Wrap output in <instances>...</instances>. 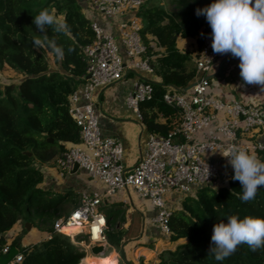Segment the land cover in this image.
<instances>
[{
    "label": "trees",
    "instance_id": "trees-1",
    "mask_svg": "<svg viewBox=\"0 0 264 264\" xmlns=\"http://www.w3.org/2000/svg\"><path fill=\"white\" fill-rule=\"evenodd\" d=\"M168 1L172 9L147 1L138 12L143 43L154 57L151 66L162 79L161 84H152L154 96L140 104V113L147 130L160 136L173 133L182 121L180 110L164 102L167 87L186 90L197 76V69L188 66L189 54L179 51L177 40L200 35L203 46L210 25L204 16L196 15V9L212 2ZM45 8H54L57 18L66 20V33H57L52 27L45 33L36 29L34 17ZM45 35L64 47L63 60L56 58L46 42L40 48L33 45L34 38L43 41ZM94 40L92 22L78 0H0V70L9 67L23 77L17 85L0 88V250L6 247L3 237L19 221L52 235L29 248L14 242L9 253L2 255L1 264L19 253L24 255L22 264H80L86 257L68 237L54 234L67 196L40 188L44 174L38 164L63 154L65 143L80 142V129L69 114L70 97L84 83L87 64L83 49ZM49 54L57 69L51 67ZM259 156L264 159V152ZM233 174L226 186L201 188L184 199L181 210L173 212L170 242L187 243L163 253L159 264H264V248L253 252L247 244L239 245L223 261L209 254L213 227L221 219L226 222L229 215L264 217V188L258 189L254 200L242 202V186L232 179ZM123 216V210L107 214L108 229Z\"/></svg>",
    "mask_w": 264,
    "mask_h": 264
},
{
    "label": "built area",
    "instance_id": "built-area-1",
    "mask_svg": "<svg viewBox=\"0 0 264 264\" xmlns=\"http://www.w3.org/2000/svg\"><path fill=\"white\" fill-rule=\"evenodd\" d=\"M89 2L107 20L121 19V22L118 36L92 22L95 40L83 49L87 64L84 83L70 97L69 106V114L80 129V142L64 152L56 164L62 174L71 172L78 164L80 170L104 186L105 192L82 194L78 207L54 224V234L68 237L86 255L97 247L104 253L111 247L108 220L102 210L106 197L133 190L156 208L157 230L161 236L170 238L173 211L168 208L167 197L193 196L201 188L217 186L223 178L221 164L231 166L221 153L233 143L255 150L258 155L264 152V101L255 105L223 101L210 95V73L216 63L231 56L213 51L210 27L195 60L198 78L193 88L180 91L167 87L164 95L167 105L180 110L181 124L168 136L150 134L144 157L133 169H128L121 141L102 133L96 95L119 83L127 71L135 73L137 81L125 103L142 120L140 104L154 96V88L144 76L154 70L140 34L142 23L138 17L145 0ZM246 136L252 141H240ZM67 229L73 232L67 233ZM9 249L6 246L0 250V264ZM23 259V253H19L7 264H22Z\"/></svg>",
    "mask_w": 264,
    "mask_h": 264
},
{
    "label": "crops",
    "instance_id": "crops-1",
    "mask_svg": "<svg viewBox=\"0 0 264 264\" xmlns=\"http://www.w3.org/2000/svg\"><path fill=\"white\" fill-rule=\"evenodd\" d=\"M78 1L87 19L91 22L98 23L106 32L118 36L121 19L107 20L91 8L89 0ZM153 46L157 47L155 44ZM177 47L181 53L189 54L191 60L188 66L196 68L195 60L202 48L200 35L186 39L178 38ZM155 50L162 52L159 48H155ZM51 57L53 56L49 54L50 62ZM230 59L238 60L239 58L231 55L215 64L209 75L211 81L210 95L223 101L238 100L243 103L260 105L264 101V90L259 85L246 84L242 80L239 87L237 86L233 93H223L219 89L220 85L215 79L221 75ZM125 60L127 61V59ZM8 69L10 68L8 67ZM53 69H57V67ZM144 76L151 84L162 83V79L155 72L153 74H145ZM197 78L198 73L192 85L196 82ZM136 81V74L127 71L125 77L119 83L101 90L96 95V110L100 117L102 133L104 136H110L121 141L124 147V164L128 169H133L144 157L147 140L151 134L142 120H139L125 103L126 97ZM240 141L250 142L252 139L246 136L241 137ZM75 145L74 143H65V150L67 151ZM61 155L49 163L38 164V167H40L44 174V181L40 185L41 189L52 191L60 196H67L64 208L71 204L69 202H72L76 195L81 198L82 194L105 192L104 186L93 180L83 170H79L74 175H69L70 172L62 174L56 164ZM221 166L223 175L233 172L231 166L225 164H221ZM65 189L67 190L64 192ZM73 202V206L66 214H70V212L75 210L80 200ZM182 202L183 199L180 196L170 195L167 197L168 208L173 212L182 209ZM102 210L106 216L116 210H123L124 212L123 220L116 221L112 228L119 235L121 240L120 245L117 248L110 245L111 250H113L112 255L115 256L106 258L108 260H114L117 264H159L160 257L163 253L175 251L179 245L187 243L186 240L172 243L169 238L168 241L165 237L161 236L154 221L157 215L156 208L149 201L137 197V194L133 190L119 192L113 197H106ZM27 223L26 221H19L13 230L3 237L6 241V246L11 247L14 242H18L20 248H29L49 239V233L40 231L34 225H32L30 230H27ZM105 255L104 253L102 257H105ZM92 257L96 256L92 255Z\"/></svg>",
    "mask_w": 264,
    "mask_h": 264
},
{
    "label": "clouds",
    "instance_id": "clouds-1",
    "mask_svg": "<svg viewBox=\"0 0 264 264\" xmlns=\"http://www.w3.org/2000/svg\"><path fill=\"white\" fill-rule=\"evenodd\" d=\"M196 15L204 16L212 29L213 51L239 58L241 79L264 90V0H212L207 6L198 7ZM33 23L41 33H45L48 27L57 33L69 30L66 20L57 18L54 8L42 9ZM45 42L58 60L64 59L65 49L55 39H48L45 35L43 41L39 38L32 41L37 48L44 47ZM71 51L69 48L68 52ZM221 154L228 158L233 169L232 179L242 186L241 201L254 200L258 189L264 188V159L255 150L236 143ZM241 244H247L253 252L264 248V217L229 215L226 222L221 219L213 227L209 254L216 261H223ZM94 255L102 258L101 254Z\"/></svg>",
    "mask_w": 264,
    "mask_h": 264
},
{
    "label": "rangeland",
    "instance_id": "rangeland-1",
    "mask_svg": "<svg viewBox=\"0 0 264 264\" xmlns=\"http://www.w3.org/2000/svg\"><path fill=\"white\" fill-rule=\"evenodd\" d=\"M147 1H150L151 4L153 5H158V4H162V5H166L168 9H172V7L168 4L169 1L168 0H145V3ZM52 68L57 67L55 60L53 57H51V62H50ZM239 64V59L238 60H229L227 62V66L225 67V69L223 70V72L221 73V75L215 79V81L220 85V90L223 91V93H233L235 91V88L238 86L239 84H241V77L239 75L240 73V69L238 67ZM23 79V77H21L20 75L16 74L15 72H13V70L8 69V67H5L3 70H0V88H3L4 86H9V85H17L21 82V80ZM214 89H216L215 87H213ZM231 174L229 173L227 175H223L219 182V184L217 186H214V189L218 190L224 186H226L227 181L231 178ZM229 175V176H228ZM67 189L64 190V192ZM63 192V191H62ZM138 197V195H137ZM186 197H183V201ZM80 200V196L76 195L73 199V201L78 202ZM69 202L71 203L70 205L66 206L63 210H62V218L66 217L69 215L66 214L67 212H69V210L71 209V207L73 206L74 202ZM182 208H183V202H182ZM71 213V212H70ZM31 219H33L31 217ZM112 229V228H111ZM110 228L108 229L109 231V244H115V248H117L116 243H120V238L119 235L117 234L116 230ZM168 240V238H166ZM170 240V239H169ZM168 240V241H169ZM113 247V245H111ZM112 248L110 247L109 250L105 253V257L104 258H109V257H113L115 255H112L113 250H111ZM111 250V251H110ZM92 255L94 256L93 250H89L88 254L86 255L85 258L87 257H92ZM113 263H115V261H113Z\"/></svg>",
    "mask_w": 264,
    "mask_h": 264
},
{
    "label": "bare ground",
    "instance_id": "bare-ground-1",
    "mask_svg": "<svg viewBox=\"0 0 264 264\" xmlns=\"http://www.w3.org/2000/svg\"><path fill=\"white\" fill-rule=\"evenodd\" d=\"M67 233H72L73 230L67 229ZM114 260H108L104 257L97 258V257H87L84 259L83 264H117L116 262L113 263Z\"/></svg>",
    "mask_w": 264,
    "mask_h": 264
},
{
    "label": "water",
    "instance_id": "water-1",
    "mask_svg": "<svg viewBox=\"0 0 264 264\" xmlns=\"http://www.w3.org/2000/svg\"><path fill=\"white\" fill-rule=\"evenodd\" d=\"M193 86H194V84L191 85V86H189L185 91H189V90H191V89L193 88ZM29 155H30V154H29ZM79 170H80V167H79L78 164H76V165L74 166L73 170L69 173V175H74V174L78 173ZM31 227H32V224L27 223V225H26L27 230H30ZM93 253H94V254H101V256H104L103 249L100 248V247L94 248V249H93Z\"/></svg>",
    "mask_w": 264,
    "mask_h": 264
}]
</instances>
